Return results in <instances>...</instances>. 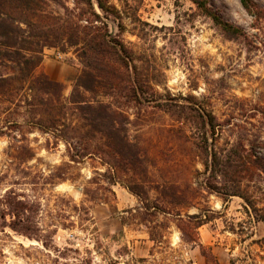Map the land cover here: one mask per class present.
<instances>
[{
	"label": "rangeland",
	"instance_id": "rangeland-1",
	"mask_svg": "<svg viewBox=\"0 0 264 264\" xmlns=\"http://www.w3.org/2000/svg\"><path fill=\"white\" fill-rule=\"evenodd\" d=\"M110 1L119 19L107 30L127 51L126 81L92 70L93 79L81 49L60 36L33 74L62 85L73 123L72 101L121 114L128 145L117 167L99 155L71 161L65 142L15 105L12 70L0 67V264H206L198 243L218 264H264V224L245 201L264 210L263 174L251 162L264 158V0H253L262 16L239 0H208L245 38L191 0ZM64 7L72 0H48L65 18ZM209 115L213 135L202 128ZM206 151L221 159L214 174ZM7 194L25 202L20 217L5 208ZM187 215L206 221L192 243L181 232Z\"/></svg>",
	"mask_w": 264,
	"mask_h": 264
},
{
	"label": "trees",
	"instance_id": "trees-1",
	"mask_svg": "<svg viewBox=\"0 0 264 264\" xmlns=\"http://www.w3.org/2000/svg\"><path fill=\"white\" fill-rule=\"evenodd\" d=\"M51 1L56 2V0ZM239 1L248 13L262 16V9L253 0ZM72 2L73 9L64 7V18L62 15L47 11L48 0H0V67H8L12 70V75L5 81H13L8 85L15 92V105L19 108H30L32 124L39 130L52 132L63 140L71 161L77 162L78 159L86 156L99 155L108 168L117 167V164H121L124 160L122 145H128L121 114L103 103L93 105L72 101L80 119V123H73L72 120L66 119L70 107L62 98V85L49 80L46 76L33 74L40 63V54L44 47L60 36L71 46L81 49L83 52L81 58L91 68L87 73L93 79L95 76L92 70L96 74H103L106 79L117 80V86H120L118 82L126 81L127 75L123 68L127 70V51L122 42L116 41L109 35L106 23L109 18L119 19L116 5L110 0H72ZM191 2L225 33L246 37L245 31L240 26L225 20L213 9L208 0H191ZM14 12L21 16L13 19L11 14ZM118 26H121L120 22ZM79 85L85 86L82 82H79ZM15 123L18 121L15 120ZM206 125L209 128L208 133L213 135L215 123L212 116L209 115L207 118L202 116L204 130ZM205 156L203 164L206 171L212 174L218 172L220 157L214 151H206ZM236 157L231 160L236 162ZM226 158L230 160V156ZM251 162L252 166L263 174L264 182V158L256 156ZM242 163L243 160L240 158V164ZM229 195L237 194L233 192ZM5 196L7 199L5 197L4 206L9 214L17 217L23 215L27 209L25 202L18 199V195ZM245 201L255 212V219L264 224L263 208L255 207L247 199ZM0 218L4 220L2 216ZM196 218L198 219L194 220ZM5 222L2 221L1 227ZM204 223L206 221L199 215H187L185 228L181 229L185 236L183 240L195 242L193 237L197 234L196 229ZM188 231L190 237L186 236ZM261 240L264 245V236ZM198 245L206 259V264H218L210 248L204 247L201 243Z\"/></svg>",
	"mask_w": 264,
	"mask_h": 264
}]
</instances>
